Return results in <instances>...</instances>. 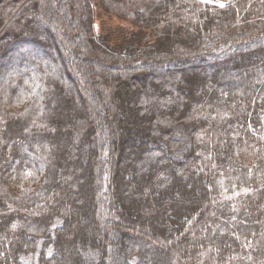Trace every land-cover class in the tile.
Returning <instances> with one entry per match:
<instances>
[{"label": "trees", "instance_id": "1", "mask_svg": "<svg viewBox=\"0 0 264 264\" xmlns=\"http://www.w3.org/2000/svg\"><path fill=\"white\" fill-rule=\"evenodd\" d=\"M0 264H264V0H0Z\"/></svg>", "mask_w": 264, "mask_h": 264}, {"label": "rangeland", "instance_id": "2", "mask_svg": "<svg viewBox=\"0 0 264 264\" xmlns=\"http://www.w3.org/2000/svg\"><path fill=\"white\" fill-rule=\"evenodd\" d=\"M216 4L224 5L231 0H205ZM96 20L95 29L98 36L110 40L113 44L120 39V33L125 30H130L132 27L126 23L117 20L115 17L101 12L98 8L95 9Z\"/></svg>", "mask_w": 264, "mask_h": 264}]
</instances>
